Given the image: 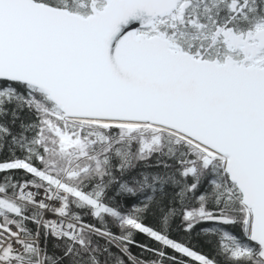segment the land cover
<instances>
[{
    "label": "snow or ice",
    "instance_id": "1",
    "mask_svg": "<svg viewBox=\"0 0 264 264\" xmlns=\"http://www.w3.org/2000/svg\"><path fill=\"white\" fill-rule=\"evenodd\" d=\"M0 264H264V0H0Z\"/></svg>",
    "mask_w": 264,
    "mask_h": 264
},
{
    "label": "trees",
    "instance_id": "2",
    "mask_svg": "<svg viewBox=\"0 0 264 264\" xmlns=\"http://www.w3.org/2000/svg\"><path fill=\"white\" fill-rule=\"evenodd\" d=\"M137 239L147 242L143 236H137ZM132 250H133V252H137L138 251V249H136V248H133ZM201 250L207 252V251H209V248L206 245L202 244L201 245Z\"/></svg>",
    "mask_w": 264,
    "mask_h": 264
}]
</instances>
